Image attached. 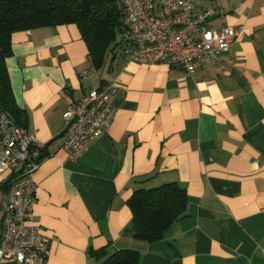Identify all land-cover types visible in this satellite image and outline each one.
Listing matches in <instances>:
<instances>
[{
	"label": "crops",
	"instance_id": "0c3cea01",
	"mask_svg": "<svg viewBox=\"0 0 264 264\" xmlns=\"http://www.w3.org/2000/svg\"><path fill=\"white\" fill-rule=\"evenodd\" d=\"M192 1L221 10L212 29L241 31L193 73L130 61L119 46L96 68L75 23L13 33L11 86L43 152L33 175L43 264H96L90 249L105 246L136 249L141 264H264V0ZM107 81L118 84L111 126L71 161L63 114ZM174 181L189 215L161 240L135 238L133 192Z\"/></svg>",
	"mask_w": 264,
	"mask_h": 264
},
{
	"label": "built area",
	"instance_id": "2783aa9c",
	"mask_svg": "<svg viewBox=\"0 0 264 264\" xmlns=\"http://www.w3.org/2000/svg\"><path fill=\"white\" fill-rule=\"evenodd\" d=\"M126 30L121 52L142 64L166 63L188 73L219 60L239 38L232 26L214 30L209 23L221 12L202 11L192 0H120ZM115 81L90 90L63 114L66 122L63 149L77 161L101 136L114 118ZM43 161L36 138L8 114L0 113V264H43L47 243L35 223L37 185L33 178Z\"/></svg>",
	"mask_w": 264,
	"mask_h": 264
},
{
	"label": "trees",
	"instance_id": "16d2710c",
	"mask_svg": "<svg viewBox=\"0 0 264 264\" xmlns=\"http://www.w3.org/2000/svg\"><path fill=\"white\" fill-rule=\"evenodd\" d=\"M75 23L87 43L93 65L100 68L107 53L119 46L126 30L120 0H0V113L27 128L28 114L15 100L6 59L12 55V35L17 30ZM133 220L127 228L135 238L155 242L168 228L189 215L186 189L178 182L136 189L128 200ZM96 264H141L132 248L111 251L108 246L90 249Z\"/></svg>",
	"mask_w": 264,
	"mask_h": 264
}]
</instances>
